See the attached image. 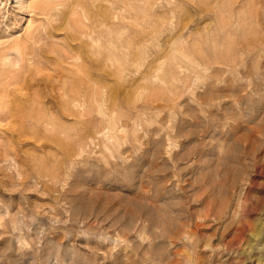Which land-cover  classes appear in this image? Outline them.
<instances>
[{
  "label": "rangeland",
  "instance_id": "1",
  "mask_svg": "<svg viewBox=\"0 0 264 264\" xmlns=\"http://www.w3.org/2000/svg\"><path fill=\"white\" fill-rule=\"evenodd\" d=\"M0 264H264V0H0Z\"/></svg>",
  "mask_w": 264,
  "mask_h": 264
},
{
  "label": "bare ground",
  "instance_id": "2",
  "mask_svg": "<svg viewBox=\"0 0 264 264\" xmlns=\"http://www.w3.org/2000/svg\"><path fill=\"white\" fill-rule=\"evenodd\" d=\"M31 7H32V6H31ZM38 7H39V6H38ZM42 7H43V6H42ZM35 8H36V7H35ZM44 11H47V10L44 9ZM41 12H42L41 14L45 13V12H43V10H41ZM47 12H48V11H47ZM45 14H46V13H45ZM46 15H47V14H46ZM37 32H38V31H37ZM32 33H34V32H32ZM34 34H35V33H34ZM27 36H28V35H27ZM27 36H26V37H27ZM29 36H31L30 33H29ZM29 36H28V37H29ZM38 36H41V35H38ZM24 37H25V36H24ZM26 37H25V38H26ZM31 37H32V36H31ZM31 37H30V38H31ZM36 37H37V36H36ZM25 38H24V39H25ZM33 38H34V36H33ZM18 39H21V40H22V37H21V38H17V40L15 39V41L18 42ZM21 40H20V41H21ZM25 40H26V39H25ZM25 40H23V41H25ZM30 40H31V39H30ZM35 40H36V38H35ZM15 41H13V44L16 43ZM28 41H29V40H27L26 42H28ZM33 41H34V40L32 39L31 42H33ZM29 42H30V41H29ZM31 42H30L29 44H27V43H26V44L31 46ZM34 42H35V41H34ZM36 42H38V41H36ZM16 44H17V45H21V42H20L19 44H18V43H16ZM23 44H24V43H23ZM32 44H33V43H32ZM35 44H36V43H35ZM27 45H26V46H27ZM15 46H16V45H15ZM26 46H23V47H26ZM27 47H28V46H27ZM32 47H33V46H32ZM34 47H35V46H34ZM34 47H33L32 49H34ZM35 48H36V47H35ZM14 49H15V48H14ZM17 49H18V48H17ZM19 49H20V48H19ZM25 49H27V48H25ZM29 49H31V48H29ZM29 49H28V50H29ZM20 50H21V49H20ZM14 51H15V50H14ZM23 51H24V50H23ZM15 52H16V51H15ZM19 52H20V56L23 55L21 51H19ZM25 52L27 53L28 51L26 50ZM5 53H6V52H5ZM5 53H4V54H5ZM17 53H18V52H17ZM9 55H10V54H9ZM9 55H8L6 58H8ZM27 55H31V54H28V53H27ZM25 56H26V55H25ZM25 56H24V57H25ZM3 57H4V56H3ZM15 58H16V57H15ZM31 58H32V57H31ZM31 58H29V59H31ZM11 59H12V57L10 58V61H11ZM18 59H19V58H17V61H18ZM27 59H28V58H27ZM7 60H8V59H7ZM19 60H20V59H19ZM24 60H25V59H24ZM11 62H12V61H11ZM11 62H10V63H11ZM13 62L15 63V61H13ZM19 62H20V61H18V63H19ZM14 63H13V64H14ZM18 63H17V64H18ZM7 64H8V63H7ZM13 64H12V66H13ZM20 64H21V63H20ZM12 66H11V68H13ZM18 66H19V65H18ZM14 68H15V67H14ZM19 68H20V67H19ZM16 70H18V69H16ZM14 71H15V69H14ZM18 71H19V70H18ZM17 73H18V72H17ZM15 76H16V75H15ZM17 77H18V76H17ZM20 77H21V76H20ZM14 78H15V79H14ZM13 79L15 80V83H16V80H17L16 77H13ZM13 79H12V80H13ZM22 79H23V78H22ZM12 80H11V81H12ZM21 81H22V80H21ZM39 81H40V80H39ZM29 82H30V81H29ZM11 83H13V81H12ZM18 83H19V82H18ZM18 83H17V84H18ZM26 93H27V92H26ZM12 102H13V101H12ZM1 103H2V102H1ZM10 103H11V102H10ZM7 104H8V103H7ZM9 105H10V104H9ZM14 106H15V104L13 105V108H14ZM17 106H18V105H17ZM17 106H16V107H17ZM3 107H4V106H3ZM7 108H10V107H7ZM13 108H10L11 111L13 110ZM17 108H18V107H17ZM10 109H9V111L7 110V116L9 115L8 112L10 113ZM14 109H15V108H14ZM19 110H20V109H19ZM13 111H14V110H13ZM3 112H4V111H3ZM17 112H18V111H17ZM14 113H15V112H14ZM4 114H5V113H4ZM11 114H13V113H11ZM2 115H3V114H2ZM5 115H6V114H5ZM7 116H5V117H7ZM13 116H14V115H13ZM17 116H18V114H17ZM2 118H3V116H2ZM4 119H5V118H4Z\"/></svg>",
  "mask_w": 264,
  "mask_h": 264
}]
</instances>
